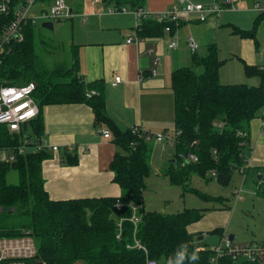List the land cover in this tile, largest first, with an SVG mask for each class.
Masks as SVG:
<instances>
[{
    "label": "trees",
    "instance_id": "16d2710c",
    "mask_svg": "<svg viewBox=\"0 0 264 264\" xmlns=\"http://www.w3.org/2000/svg\"><path fill=\"white\" fill-rule=\"evenodd\" d=\"M101 2L131 9L145 6V0ZM256 2L253 0V4ZM263 17L264 10L258 12L252 29L232 25V32L242 38L254 39L257 24ZM186 23L184 20L158 22L146 18L136 31L142 37H157L167 33L166 26L170 29L169 34H174ZM35 26L27 23L22 41L8 43L4 53H0V86L33 82V97L38 104L37 115L23 124L20 131H11L7 125L0 124V150L15 153L11 161L0 160V207L3 208L0 237L29 233L36 241L38 255L56 264L77 261L85 264H146L147 259L155 260L157 264H212V248L189 231V226L204 215V209L184 208L172 213L145 209L142 195L145 180L152 170L149 141L133 133L131 128L121 130L115 125L105 113L102 92L91 98L85 96L87 90H95L99 84H85L79 75L77 44H70L68 65H51L47 57L45 60L38 57ZM192 61L191 66H180L170 74L176 138L174 160L167 162L164 175L171 185L197 193L189 185L192 174L204 179L214 177L223 186L229 185L234 171L247 175L243 148L248 141L250 121L264 107V67L243 62L245 76H257L258 85L222 83L219 69L225 61L219 58L218 48L213 43L206 47L203 55L192 53ZM77 102H85L91 107L94 122L105 124L113 143L120 148L109 164L113 181L120 188L119 197L52 199L45 190L42 176V162L50 158L51 152L32 148L17 152L24 138L35 142L43 136V106ZM62 162L77 164L76 153L64 150ZM10 170L17 173L18 182H7ZM256 189L264 196V182ZM207 198L220 201L217 197ZM129 203L137 207L136 223L130 220L133 212ZM211 231L222 234L219 228ZM136 242L143 248L136 247ZM193 253L198 257L196 260L191 259ZM218 263L258 264L233 261L227 255L218 258Z\"/></svg>",
    "mask_w": 264,
    "mask_h": 264
},
{
    "label": "crops",
    "instance_id": "0c3cea01",
    "mask_svg": "<svg viewBox=\"0 0 264 264\" xmlns=\"http://www.w3.org/2000/svg\"><path fill=\"white\" fill-rule=\"evenodd\" d=\"M244 1L246 0H242ZM250 1L253 4V0ZM170 2L171 0L167 3L161 0H147L144 7L152 12H160L166 9ZM239 3L235 10L221 12V14L225 13L223 17H231L230 13L247 10L245 5L239 6ZM91 4L95 3L91 2ZM252 11L257 16L258 13L255 10ZM96 16H88L92 17L90 23L86 22L87 19L84 21L87 24L85 25L87 31L92 35L75 39V44L78 45L79 75L85 84L98 82L99 86L95 90L104 95L105 113L121 130L138 126L143 131H166L172 123L174 124L170 74L175 68L192 65V52L188 47L187 38L193 25L189 24L199 22L186 23L174 34L164 33L157 37H142L132 23H127L125 26H112L118 25L120 21L113 20L110 24H103L101 20L104 19ZM208 20L206 21L208 24L202 22L203 28L214 32L213 36L209 35L206 39H201L199 36L200 41L204 42L206 47L213 43L218 48L217 19L209 18ZM91 25L94 27L93 30L90 29ZM234 25L238 26L236 23ZM130 37L132 40L127 42ZM233 38L232 33L229 34L231 50L228 54L230 53L231 60H242L250 65L264 67V50H261L260 46L258 48L257 40L240 37L242 40L236 41ZM174 39L177 42L176 47L170 48L168 45ZM200 46L198 43V48ZM186 53L190 55V61H186ZM195 53L204 54L198 53L197 50ZM218 56L223 60L224 57L220 56L219 49ZM154 59H156L155 63ZM224 64L219 69L220 82L240 83L243 80L239 77L243 76L242 83L258 85L257 76L247 77L239 72L231 73L229 76L230 72L224 70ZM152 69H155V75H152ZM116 75L121 77V81L112 85L111 82ZM42 113L43 135L52 145L58 147L57 151H50V158L42 162L44 187L50 198L58 200L79 197H119L120 188L113 181V172L109 164L114 153L120 151V148L113 143L112 134L107 138L103 136L102 130L108 128L105 124L94 122L91 107L85 102L48 104L43 106ZM263 118L264 107L250 121L248 141L243 148L248 167L245 181L250 177L255 182L256 188L258 184L264 182ZM152 147L151 145V149ZM64 150L76 153L77 164L67 165L62 162ZM222 207L211 210L207 214L204 211L200 220L189 226V231L197 238L202 235L203 243V235L206 234H217L222 238L223 233H226L224 224L229 213L228 209ZM200 222H203L202 225ZM215 228L221 229L222 234L212 233L211 230ZM232 236V242H234L235 236L233 234ZM219 241L221 242V239ZM220 242H216L215 245Z\"/></svg>",
    "mask_w": 264,
    "mask_h": 264
},
{
    "label": "rangeland",
    "instance_id": "374dc122",
    "mask_svg": "<svg viewBox=\"0 0 264 264\" xmlns=\"http://www.w3.org/2000/svg\"><path fill=\"white\" fill-rule=\"evenodd\" d=\"M69 7L74 8V15L72 18L64 19L53 22V29H48L43 27L42 21L37 20V24L34 28L35 32V44H36V54L42 60L46 57L49 59L51 65L56 64H66L68 65L71 59L70 44H75V39L85 38L88 35L91 36L92 33L87 31V28L81 17L82 12H91L92 9L96 12H101L99 19L103 24H110L111 21H120L118 25L112 26H125L127 23H132L135 28L134 17L130 13L122 14H106L103 11L106 7H112L111 4L105 5L103 2H97L91 4L90 0H65ZM163 3H167L169 0H161ZM175 0H171L168 7L169 9ZM194 3H210L215 2V0H190ZM260 6H264L263 0H257ZM147 2V0H145ZM254 3V4H256ZM252 1H244L239 3L240 5H245L247 10L239 11L236 13H230L231 17H223V14H218L212 16V18L217 19L218 29V49L220 50V56L225 61L224 70L231 73H242L244 74L243 61L231 60L230 53L231 43L229 40V34L232 33L233 39L236 41H241L239 35L233 33V28L231 27L235 23L238 24L237 27L245 30L252 29L254 19L256 18V13L251 9L250 6ZM49 8V3L37 2L30 9V14L37 15L40 8ZM128 12H131V7L127 6ZM165 10V9H164ZM256 11V10H255ZM258 13V11H256ZM98 15V14H97ZM97 17V16H96ZM210 18V19H212ZM91 18H87L86 22L90 23ZM209 21V20H208ZM207 21V22H208ZM212 21V20H211ZM193 22V21H192ZM195 22V21H194ZM205 22V23H207ZM210 22V21H209ZM231 22V23H227ZM191 23V22H188ZM204 23V24H205ZM84 24V25H83ZM208 24V23H207ZM193 25L191 27V32L188 33L196 42L200 43V48L197 52L203 54L206 49L204 42L201 39H206L209 35L213 36L212 31H207L204 29L202 22ZM206 25V24H205ZM235 26V25H234ZM93 25L90 29L93 30ZM191 33V35H190ZM74 36V37H73ZM193 36V37H192ZM255 40H257L258 48L260 46L261 50H264V17L259 21L255 31ZM44 41V43L42 42ZM74 41V42H73ZM174 41H176L174 39ZM187 60L190 61V55L186 53ZM233 57V56H232ZM235 57V55H234ZM233 57V58H234ZM191 65V63H190ZM197 71H201V68H196ZM244 81V77H239ZM243 81H240L242 83ZM164 131V130H162ZM168 131L171 135L175 132L174 124L170 125ZM153 133L161 131H152ZM150 145H152V153H150L149 161L152 166L150 175L146 178V188L143 191L142 201L145 209L154 210L159 212L172 213L181 211L184 208H200L204 209L205 214L216 208L222 207L229 210L228 217L224 224L225 232L223 236L234 235V242H245L246 240H252L257 242H264V196L258 194L259 190L255 187V182L248 177L245 181L243 176L239 174L238 171L233 172L232 180L229 185H220L215 178L211 177L209 179H204L197 174H192L190 177L189 185L190 187L196 189V192L184 191L178 185H171L164 175V169L168 161L174 160V147L173 141H157L155 138L149 140ZM31 146L26 147V151H30ZM7 182L16 183L18 182V175L14 170H10L7 175ZM207 196L217 197L222 201H217L213 199H208ZM216 198V199H217ZM203 222H200L202 225ZM204 243L213 248L215 243L220 242L221 239L217 234H206L203 235ZM233 242V243H234ZM246 243V242H245ZM237 245H242L243 243H234Z\"/></svg>",
    "mask_w": 264,
    "mask_h": 264
},
{
    "label": "built area",
    "instance_id": "2783aa9c",
    "mask_svg": "<svg viewBox=\"0 0 264 264\" xmlns=\"http://www.w3.org/2000/svg\"><path fill=\"white\" fill-rule=\"evenodd\" d=\"M92 3L100 2L101 0H90ZM241 0H215L210 3H194L190 0H175L169 9L160 12H152L146 7H138L131 9V13L135 20L136 27L143 19L150 18L158 22L163 20H184L187 22L199 21L206 22L214 15H218L225 10H235L236 5ZM37 2L49 3L50 7L37 9V15L30 14V9ZM71 9V11H70ZM253 9L260 12L264 10V6L256 3ZM129 10L127 6L121 7H106L103 13L106 14H122ZM72 7H69L65 0H0V15L7 16V19L0 17V53H4L7 49V44L12 41H22L24 38L23 30L27 23L37 24V20L43 22L59 21L62 18H72L74 15ZM98 14V15H97ZM101 12L91 11L82 12L80 15L85 21L90 15L99 16ZM168 26L165 27V32L169 33ZM132 37L127 39L130 42ZM177 42L171 40L170 48L176 47ZM187 44L192 53L198 49V43L191 37L187 38ZM156 59H154V63ZM152 75L156 74L155 69L151 70ZM121 81V77L116 75L111 82L112 85ZM35 84L29 82L21 85H2L0 86V124H5L11 131H20L23 124L33 119L38 113V104L33 97ZM96 90H88L85 92L87 98L96 95ZM264 121V120H263ZM133 133H137L139 137H143L149 141L155 138L157 141L167 140L173 141L176 138V131L171 135L168 131L152 133L143 131L138 126L131 127ZM104 137H110L111 133L108 129L102 130ZM246 135V133H242ZM173 144V143H172ZM243 145L244 142H241ZM31 146L34 150L46 149L49 151H57L58 147L52 145L43 135L41 139L33 142L31 138H24L22 145L17 149L18 153H23L26 147ZM15 153L7 149L0 150V160H13ZM190 158L196 160L195 156L190 155ZM247 168V167H246ZM243 172V168L241 169ZM240 174V173H239ZM243 178L245 173L242 174ZM119 206V203H116ZM132 208V216L130 220L133 223L138 221L136 216L137 207L129 203ZM119 235H117L118 237ZM138 248H143L138 242L135 244ZM212 250L214 256L211 258L212 264H219L218 258L225 255L231 257L233 261H252L258 264H264V242L251 241L237 245L232 242L227 236L221 238V242L215 245ZM0 264H56L52 261H47L38 255V248L35 239L29 234L24 233L20 236H2L0 237ZM73 264H85L83 262H75ZM146 264H157L155 260L147 259Z\"/></svg>",
    "mask_w": 264,
    "mask_h": 264
},
{
    "label": "water",
    "instance_id": "95a60500",
    "mask_svg": "<svg viewBox=\"0 0 264 264\" xmlns=\"http://www.w3.org/2000/svg\"><path fill=\"white\" fill-rule=\"evenodd\" d=\"M70 11H71V9H70ZM41 25H42L43 27H45V28L50 29V30L53 29V23L50 22V21L43 22ZM10 210H11V209H9L8 211L10 212ZM2 211H3V208L0 207V212H2ZM232 238H233V236H232V235H229V239L232 240ZM197 239H198V240H201V239H202V235H199Z\"/></svg>",
    "mask_w": 264,
    "mask_h": 264
},
{
    "label": "clouds",
    "instance_id": "9594fccd",
    "mask_svg": "<svg viewBox=\"0 0 264 264\" xmlns=\"http://www.w3.org/2000/svg\"><path fill=\"white\" fill-rule=\"evenodd\" d=\"M197 258H198V257L196 256V254L193 253L192 256H191V259H192V260H196Z\"/></svg>",
    "mask_w": 264,
    "mask_h": 264
}]
</instances>
